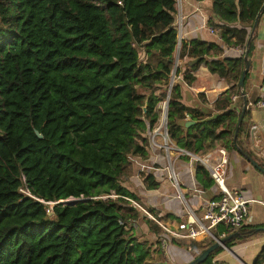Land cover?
<instances>
[{"label":"trees","instance_id":"16d2710c","mask_svg":"<svg viewBox=\"0 0 264 264\" xmlns=\"http://www.w3.org/2000/svg\"><path fill=\"white\" fill-rule=\"evenodd\" d=\"M211 2L224 45L245 46L264 0ZM175 15L174 0H0V264H145L149 250L118 223L134 218V208L121 198H94L136 202L122 183L134 159L147 157V135L167 98L161 89L173 70ZM236 23L241 27H232ZM221 53L198 40L180 51L194 60L189 69L204 62L211 74L233 82L216 107L220 99L225 105L233 95L241 99L243 58L206 60ZM182 79L193 81L189 74ZM179 85L168 99L169 140L198 156L219 142L239 149L243 122L237 147L233 137L241 114L228 112L184 131L185 116L196 119L179 102ZM195 174L214 184L199 164ZM145 182L148 190L158 186L152 177ZM68 199L87 200L55 204L47 216L48 204ZM263 260L264 249L253 264Z\"/></svg>","mask_w":264,"mask_h":264},{"label":"crops","instance_id":"0c3cea01","mask_svg":"<svg viewBox=\"0 0 264 264\" xmlns=\"http://www.w3.org/2000/svg\"><path fill=\"white\" fill-rule=\"evenodd\" d=\"M211 5V0H182L179 8L180 15L184 18L181 48L184 44L198 40L222 50L219 56L206 58L207 61L243 58L245 46L232 44L226 47L221 36L207 31L205 27L207 21L214 27L223 25L211 12ZM232 27L240 28L241 25L236 23ZM181 48L178 52L180 65L176 75L183 78V75L189 74L193 77V81L189 85L184 81H177L180 84L179 102L191 110L196 119L193 120L186 115L181 123L184 131L194 127L199 121L212 120L228 112L234 115L241 114V99L235 102L229 100L228 105L220 99V104L216 107L218 99L230 90L233 82L211 74L204 62L194 70L189 69L194 60L186 55L180 57ZM173 55L175 58V51ZM248 60L250 65L243 85L247 112L243 116V126L237 141L240 145L239 150L249 154V158L258 166V164L264 165V109H257L252 105L264 99V12L250 42ZM156 128L155 126L147 135L148 140ZM169 142L168 148H159L148 141L147 157L134 159L131 176L122 183V187L134 195L136 202L153 217L174 227L175 224L184 221L190 212L201 219L204 202L218 198L221 193L214 184L207 186L199 181L195 174L198 165L196 159L193 156L182 155L179 151L183 150L177 148L174 142L170 140ZM217 147L225 148L228 153L224 178L227 190L239 192L246 201H249L248 217L240 230L258 231L252 232L253 234L246 238H237L226 243L223 249L213 255L211 264H253L264 249V173L238 150L227 148L223 142L217 143L214 148ZM168 168L172 169L176 181L168 177ZM147 177H152L158 184L153 190L147 189L145 182ZM127 207L130 208L128 205ZM132 210L137 215L130 219L134 225L129 228L127 237L145 245L149 250L150 254L145 264H188L207 249L205 247L210 243L205 237L192 242L172 240L173 243H169L166 257L163 259L164 255L159 249L158 241L166 235H163L155 223L147 220L136 209ZM135 213L131 212L132 215ZM220 228L214 230L215 235ZM191 243L195 245L191 247ZM159 254H162V257Z\"/></svg>","mask_w":264,"mask_h":264},{"label":"built area","instance_id":"2783aa9c","mask_svg":"<svg viewBox=\"0 0 264 264\" xmlns=\"http://www.w3.org/2000/svg\"><path fill=\"white\" fill-rule=\"evenodd\" d=\"M176 15L173 23V28L176 32V47H175V58L173 64V70L171 73V78H173V83L171 84V88L176 84L178 80L183 81L182 77L176 75L179 69V59L178 52L181 48L182 42V28L184 23V18L180 15V6L182 0H174ZM207 31L213 35L221 36L220 26L214 27L208 21L205 24ZM264 86V81H263ZM239 96L233 95L231 100L233 102L237 101ZM257 109H264V99L258 100L256 103L252 105ZM169 141L166 125H159L149 136L150 144L159 147V148H168ZM182 155L193 156L197 163L205 169L208 173L209 178L213 181L214 185L220 191V196L218 198L211 199L209 201H205L203 205V214L202 218L198 219L193 213H188L187 217L184 221L175 224V226H170L164 224L153 217L145 208H143L137 202L123 197H118L115 195L109 196H101L94 199L106 200V199H117L121 198L128 202L129 207L136 209L142 216H144L147 220L152 221L157 225L163 235H166L165 238H160L158 241L159 249L166 257L167 250L169 248L168 240H189V241H197L200 237H205L210 240V242H219L228 236L239 231L248 217V204L249 201H246L239 192H232L227 190L224 182L227 164H228V153L223 147H217L209 151L207 154L203 156H194L187 151H179ZM168 177L172 180L176 181L175 175L171 168H168ZM28 196H30L27 192L21 191ZM183 199V197L181 196ZM87 199H68L65 201H59L56 203L49 204V209L47 210V216L53 217L52 207L55 204L61 203L64 205H72L76 202L86 201ZM121 226H127L128 228L134 225L132 220H128L126 222L118 221ZM221 227L223 229L222 232L215 235L214 230ZM264 264V260H263Z\"/></svg>","mask_w":264,"mask_h":264},{"label":"water","instance_id":"95a60500","mask_svg":"<svg viewBox=\"0 0 264 264\" xmlns=\"http://www.w3.org/2000/svg\"><path fill=\"white\" fill-rule=\"evenodd\" d=\"M264 12V4L262 5V7L260 8L253 24H252V27H251V30H250V33H249V36H248V39H247V42H246V45H245V51H244V55H243V61H244V66H243V70H242V73H241V77H240V80H239V83H238V87L241 91V94H240V97H241V100H242V113L239 117V120L237 122V126L235 128V131H234V137H233V142L235 144V146L237 147V144H236V139H237V133H238V130H239V126L241 125V122H242V119H243V116H244V112L246 110V107H247V100H246V97H245V94H244V91H243V85H244V81H245V77H246V74L249 70V60H248V48H249V45H250V42L253 38V35L255 33V30L257 28V25H258V22H259V19L262 15V13ZM173 83V78L170 77L169 79V85L171 86V84ZM169 86V89H168V95H167V98H166V101H165V104H164V115H163V121L166 125V128H167V107H168V99H169V94H170V91H171V87ZM255 130V129H253ZM35 135L37 136V138L39 139H42V136L38 133V132H35ZM240 153H242L239 149H237ZM248 160L252 162V160L247 157ZM254 164V163H253ZM255 165V164H254ZM257 167V165H255ZM263 171V170H261ZM264 173V171H263ZM262 230V229H261ZM258 230H254L252 232H256ZM240 235L238 233H234L232 235H230L229 237L219 241V242H215L213 245H211L210 247H208L207 249H205L197 258H195L193 261H191L190 263L188 264H202L207 258L208 256L213 253L214 251L218 250V249H223L224 248V245L225 243L229 242V241H232L234 239H237L239 238Z\"/></svg>","mask_w":264,"mask_h":264},{"label":"rangeland","instance_id":"374dc122","mask_svg":"<svg viewBox=\"0 0 264 264\" xmlns=\"http://www.w3.org/2000/svg\"><path fill=\"white\" fill-rule=\"evenodd\" d=\"M137 50H138V53H139V59H140V61H144L145 57H144V54H143L142 49L138 48ZM168 89H169V81H168V85H167V87H164L163 89H161V91H165L166 95H168ZM138 91L140 92V89H138ZM159 93H160L159 91L156 92V95H159ZM165 101H166V99H165L164 101L160 102V103L158 104V106H157V112L159 113V119H158V122H157L156 127H158L159 125H163V127H165V123H164V121H163L164 109H163V107H162V106H164ZM167 143H170V142L167 141ZM201 156H202V155H201ZM48 205H49V204H48ZM48 207H49V206H48ZM169 243L171 244V240H168V244H169ZM159 256L162 257V254H161V255L159 254Z\"/></svg>","mask_w":264,"mask_h":264},{"label":"bare ground","instance_id":"6f19581e","mask_svg":"<svg viewBox=\"0 0 264 264\" xmlns=\"http://www.w3.org/2000/svg\"><path fill=\"white\" fill-rule=\"evenodd\" d=\"M163 107V109H164V106H162Z\"/></svg>","mask_w":264,"mask_h":264}]
</instances>
